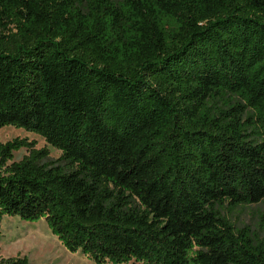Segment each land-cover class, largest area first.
Listing matches in <instances>:
<instances>
[{"label":"trees","instance_id":"1","mask_svg":"<svg viewBox=\"0 0 264 264\" xmlns=\"http://www.w3.org/2000/svg\"><path fill=\"white\" fill-rule=\"evenodd\" d=\"M4 126L60 155L0 142V221L96 264H264L222 214L264 201V0H0Z\"/></svg>","mask_w":264,"mask_h":264},{"label":"rangeland","instance_id":"2","mask_svg":"<svg viewBox=\"0 0 264 264\" xmlns=\"http://www.w3.org/2000/svg\"><path fill=\"white\" fill-rule=\"evenodd\" d=\"M0 130V142L25 138L34 141L37 149L45 147L51 158L60 155L57 149L35 133L12 126H4ZM25 154L24 148L14 151L12 161H19ZM222 214L235 228L248 227L255 237L264 240V201L234 209L225 208ZM8 257H26L27 264H96L79 251L68 252L50 232L44 219L25 221L4 215L0 221V258Z\"/></svg>","mask_w":264,"mask_h":264},{"label":"bare ground","instance_id":"3","mask_svg":"<svg viewBox=\"0 0 264 264\" xmlns=\"http://www.w3.org/2000/svg\"><path fill=\"white\" fill-rule=\"evenodd\" d=\"M3 130V129H2ZM2 130H0V131H2ZM60 245V244H59Z\"/></svg>","mask_w":264,"mask_h":264}]
</instances>
